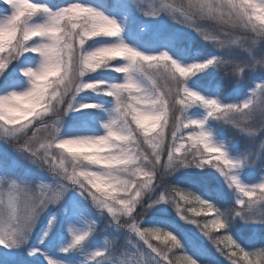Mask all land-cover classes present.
I'll return each instance as SVG.
<instances>
[{
	"label": "snow or ice",
	"instance_id": "snow-or-ice-1",
	"mask_svg": "<svg viewBox=\"0 0 264 264\" xmlns=\"http://www.w3.org/2000/svg\"><path fill=\"white\" fill-rule=\"evenodd\" d=\"M3 4L0 248L10 251L0 254V264H27L22 252L42 256L47 264H77L80 250L97 232V220L75 227L90 213L78 200L66 201L69 190L98 209L99 217H110L106 233L109 227L116 237L124 233L123 251L105 240V246L91 248L89 264H217L199 237L141 226L139 216L168 204L211 240L228 264H264V0H148L146 7L130 0L126 5L129 15L167 17L190 30L213 47L207 55L190 47L153 51L150 42L141 50L125 41L128 15L117 18L86 0L64 6L46 0ZM22 57L40 60L38 67L16 65L30 83L26 88L10 71ZM102 69L121 79H84ZM218 72L234 85L231 92L202 83ZM88 90L111 97L112 108L101 121L105 132L66 136L63 121L69 113L104 108L77 101ZM226 125L248 141L245 149H237L235 137L224 136ZM33 168L49 174V182ZM181 169L205 174L186 187L165 180ZM246 169L258 178H245ZM192 184L202 185L203 194L189 191ZM231 193L237 198L222 209L220 202L228 203ZM52 206L62 207L70 235L60 249L62 259L29 243L42 218L47 225L40 244L55 231L58 217H46ZM205 209L214 213L211 220L191 218L206 216ZM237 225L250 229L240 239L233 235ZM220 229L225 232L211 235Z\"/></svg>",
	"mask_w": 264,
	"mask_h": 264
},
{
	"label": "rangeland",
	"instance_id": "rangeland-1",
	"mask_svg": "<svg viewBox=\"0 0 264 264\" xmlns=\"http://www.w3.org/2000/svg\"><path fill=\"white\" fill-rule=\"evenodd\" d=\"M99 1L100 2L102 1V3H96L93 0H86V2L94 6L100 7L102 10L114 12L117 18L124 19V17L128 15L129 19L125 21L126 24V30L124 34L125 41L130 44L139 46L141 50H144L145 44L149 42L155 45V47L152 49L153 51H161V50H168L170 48H173V46L171 45L172 43L179 44L178 47H183L184 46L183 44L186 42L191 43L193 40H200L190 30L183 28L182 26L176 24L167 17H161L159 20H152L150 18L144 17L139 12H131V14L129 15L130 9L126 5L130 2V0H114L113 3L110 4V8L108 9L105 6L106 2H103L105 0H99ZM46 2L50 4H54L55 0H46ZM67 2H70V0L59 4V6H64ZM133 2H139L141 5L146 7L148 0H133ZM161 2H171V0H157V3H161ZM177 2H179V0H177ZM3 7H4L3 0H0V9H2ZM160 25L164 26L165 29L164 31H159ZM237 34L238 33H236V35ZM242 35H248V34L241 33V36ZM213 51L214 50L212 49L206 53L202 51H199V53L201 55H207L208 53ZM39 63H40L39 58L34 61L33 60L25 61L24 58L22 57L20 61L14 62V64L10 68V71H15V74L17 76L22 77L23 85L26 88L30 86V83L27 81V78H23L22 72L18 68H16V65L23 64L24 67H38ZM113 63H115V61H113ZM88 76H92V78H95L97 80H105L109 82H119V80L121 79V74L106 69L99 70L95 73H88L86 74L84 79L87 80ZM66 101L69 102L70 97H68ZM77 101L84 104H101L104 106V108L102 110L81 109V111L69 113L68 116H66L63 121L64 134L66 136L104 134L105 129L102 127L101 121L107 119L108 110L112 108V104L110 103L111 97L104 95L102 92L98 93V92H91L90 90H88L85 92H81L77 96ZM66 105L67 103H65V107ZM77 121H81L82 124H78ZM257 147H258V143H257ZM243 149H245V147ZM9 151H11V149H9ZM192 170L197 172L202 171L200 169H192ZM32 171L34 175L38 177H43L45 183L49 182L47 177L49 174L41 173L39 170L35 168H33ZM243 175L245 178H247L250 175L257 176L256 172L251 169L244 170ZM230 191L231 190H229V192ZM231 195H232L231 198L234 199L235 201V199L238 196V193H231ZM65 199L66 201H71L72 199L78 200L80 204L84 208L88 209L90 213V215L80 217L75 227L85 228L88 223H90L93 220H97V225H96L97 232L94 235L91 244L86 249L80 250L77 264H89L88 255L91 248L105 246V240L109 241V246H112L115 243L116 246L119 247L121 251H123L122 246L125 243V239L123 237L124 235L123 231H121L120 237H116L113 235L114 230L111 227H109L108 233L104 231V225L107 223L110 217H99V210L96 209L94 206H92L90 202L84 201L83 198L79 196V193L73 190H69V192L66 194ZM158 207L159 208L157 211H162L161 210L162 208L166 209L167 211L169 208V204L158 205ZM204 211L207 213L206 217L204 218V221L206 219L211 220L214 216V213L207 212L206 209ZM51 215H56L58 217L59 222L55 231L53 233H50V238L46 239L42 245L40 244V237L42 235V231L47 225V218H42L41 222L37 225V228L34 230L33 236L29 241V243L32 246H40L42 249L49 251L52 256L58 259H62L64 258V254L60 251V249H62L63 247L67 246L68 243H70V235L68 234L67 228L65 227L64 224L65 215L62 207L52 206L49 209V212L46 214V217H50ZM146 219L147 218L145 217H140L138 218V221H140L142 225V223H144ZM183 225L188 227V231L190 232L195 231V225L186 224L184 221H183ZM61 233H63V238H61L60 236ZM197 237H199L201 243H203L202 241L205 237H203L202 234L199 233H197ZM204 246L209 250V252L216 253L215 252L216 249L214 246L211 248H208L205 244ZM9 251L10 250L8 249L0 248V254L7 253ZM21 255L27 260V262L30 261V262H35L37 264H47V262L43 259L42 256L39 258H31V257H27L26 252H22Z\"/></svg>",
	"mask_w": 264,
	"mask_h": 264
},
{
	"label": "trees",
	"instance_id": "trees-1",
	"mask_svg": "<svg viewBox=\"0 0 264 264\" xmlns=\"http://www.w3.org/2000/svg\"><path fill=\"white\" fill-rule=\"evenodd\" d=\"M57 2H61L62 0H56ZM65 1V0H63ZM98 1V0H96ZM107 3H112V0H107ZM58 4V3H57ZM240 35L241 33H238L237 36ZM186 42V41H185ZM173 47L175 48H180L178 47L179 44H175L172 43L171 44ZM183 47H190L194 50H199L202 52H208L210 50L213 49V47L207 43V42H203L200 40H193L191 43H184ZM177 46V47H176ZM202 83L205 84H210V85H216L219 84L220 86L223 87V89L226 92H231L232 88H233V84L227 79L225 78V76L222 73H215L213 76H205L203 78ZM68 97L65 98V100H67ZM67 103V101H66ZM78 124H82L81 121H77ZM224 136L228 139H232L233 137H235V141H236V147L238 150H243L244 147L247 146L248 141L244 138V136L242 134H237L235 129H232L230 126H225V131H224ZM205 172H197V171H193L192 169H181L180 171L176 172L172 177L168 178L166 177L165 180H169L172 183H176L179 184L181 187H186L189 185L190 181L195 180L196 178L204 175ZM226 192H229V189H227L226 185L223 186ZM189 191H196L198 194H203V186L199 185V184H192L191 185V189H189ZM232 196V195H231ZM234 199H232L230 197V200L228 203H225L223 201L220 202V206L221 208H226L229 206L230 203H233ZM158 205L153 208L150 209L148 214L146 215H141L140 217H145L147 218L144 223H142V227H152V226H158L161 228H167L169 230H176L179 229L181 234L183 233H187L189 235L195 236L197 237V233H199V230L196 228L195 226V231H188V227H186L185 225H183V221L180 219V217L176 214L175 208L172 207L169 204V208L167 211H157L158 210ZM189 216H191V214L189 213ZM206 216H200V217H191L193 219H196L200 222H202V220L204 221V218ZM242 223V222H241ZM237 229H239L238 231H233V235L235 238L240 239V237L244 234H246L247 231H249L250 229L244 228V229H240L239 225L236 226ZM225 232L224 229H220V230H213V232H211V235L213 237H217L221 234H223ZM201 242V240H200ZM208 248L213 247V243L211 240H209L207 237H205L202 241ZM242 243H247L246 241H241ZM153 243H159L157 241H153ZM216 253L210 252L211 256L213 259H215V261L217 262V264H228L227 259L224 256H221L219 254V252L215 251ZM177 255H181V253L177 252ZM27 264H37L35 262H27Z\"/></svg>",
	"mask_w": 264,
	"mask_h": 264
}]
</instances>
